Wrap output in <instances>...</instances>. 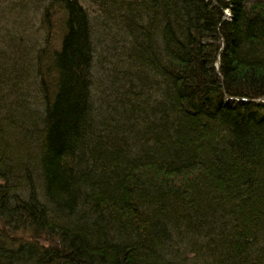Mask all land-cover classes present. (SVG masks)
<instances>
[{
    "label": "trees",
    "instance_id": "16d2710c",
    "mask_svg": "<svg viewBox=\"0 0 264 264\" xmlns=\"http://www.w3.org/2000/svg\"><path fill=\"white\" fill-rule=\"evenodd\" d=\"M92 1L0 0V264H264V1Z\"/></svg>",
    "mask_w": 264,
    "mask_h": 264
},
{
    "label": "rangeland",
    "instance_id": "374dc122",
    "mask_svg": "<svg viewBox=\"0 0 264 264\" xmlns=\"http://www.w3.org/2000/svg\"><path fill=\"white\" fill-rule=\"evenodd\" d=\"M80 1L84 4V7L87 8V9H89V7L95 6V4L93 3L92 0H80ZM250 1H254V0H250ZM261 1H264V0H261ZM88 4H89V6H88ZM90 9H94V8H90ZM35 12H36V11H35ZM94 17H95V14L93 13V19H94ZM34 23H35V22H34ZM95 40H96V41H95L94 44H98L97 46H99V47H98V50H97V53L101 54L100 52H101L102 50H105V47L102 46L101 44L99 45V40H98V39L95 38ZM105 52H107V51H105ZM96 70H99V69L96 68Z\"/></svg>",
    "mask_w": 264,
    "mask_h": 264
}]
</instances>
